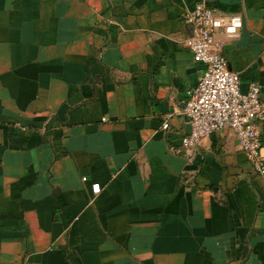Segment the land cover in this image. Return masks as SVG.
I'll return each instance as SVG.
<instances>
[{"label":"crops","instance_id":"crops-1","mask_svg":"<svg viewBox=\"0 0 264 264\" xmlns=\"http://www.w3.org/2000/svg\"><path fill=\"white\" fill-rule=\"evenodd\" d=\"M202 1L242 17L225 55L264 99V0H0V264H264L234 132L183 145Z\"/></svg>","mask_w":264,"mask_h":264},{"label":"built area","instance_id":"built-area-1","mask_svg":"<svg viewBox=\"0 0 264 264\" xmlns=\"http://www.w3.org/2000/svg\"><path fill=\"white\" fill-rule=\"evenodd\" d=\"M184 21L189 27L184 44L202 65L197 84L183 99L182 114L190 126L183 138L184 147L192 150L213 132L230 129L248 161L264 180L261 85L252 81L243 91L241 76L229 67L225 55L227 44L243 27L242 17L220 16L202 1L187 11ZM100 190L99 183L92 185L94 193Z\"/></svg>","mask_w":264,"mask_h":264}]
</instances>
